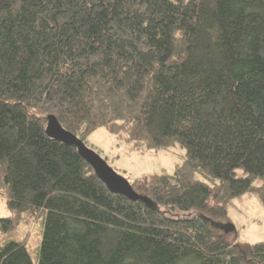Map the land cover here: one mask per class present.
Here are the masks:
<instances>
[{
	"label": "trees",
	"instance_id": "trees-1",
	"mask_svg": "<svg viewBox=\"0 0 264 264\" xmlns=\"http://www.w3.org/2000/svg\"><path fill=\"white\" fill-rule=\"evenodd\" d=\"M51 113L84 142L104 126L187 155L130 198ZM244 193L264 204V0H0V195L44 215L37 263L5 239L0 264H264V240L216 225Z\"/></svg>",
	"mask_w": 264,
	"mask_h": 264
},
{
	"label": "rangeland",
	"instance_id": "rangeland-1",
	"mask_svg": "<svg viewBox=\"0 0 264 264\" xmlns=\"http://www.w3.org/2000/svg\"><path fill=\"white\" fill-rule=\"evenodd\" d=\"M85 142L130 182L143 175L173 173L187 155L186 147L178 141L163 149L137 150L133 147V142L124 134L112 133L104 126L87 135ZM198 177L211 182L200 173ZM150 202L158 204L154 201ZM3 216H14L18 221L9 231H4L3 227H0V240L26 239L31 257L37 263L43 236L44 215L38 213L29 217L26 213L13 211L9 208L6 198L0 195V218ZM220 219L218 216L215 218L220 230L231 231L235 226L241 242L264 240V204L253 193H244L235 197L228 206V218H224V221ZM233 233L234 230L228 232V238L231 239Z\"/></svg>",
	"mask_w": 264,
	"mask_h": 264
},
{
	"label": "water",
	"instance_id": "water-1",
	"mask_svg": "<svg viewBox=\"0 0 264 264\" xmlns=\"http://www.w3.org/2000/svg\"><path fill=\"white\" fill-rule=\"evenodd\" d=\"M47 133L66 144H74L77 146L78 152L93 167L96 174L108 188L116 193H122L130 198L137 196L131 182L118 173L97 151L90 148L80 137L74 132L66 129L53 113L47 116Z\"/></svg>",
	"mask_w": 264,
	"mask_h": 264
}]
</instances>
